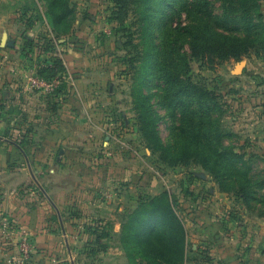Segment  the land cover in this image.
<instances>
[{
  "label": "rangeland",
  "instance_id": "obj_1",
  "mask_svg": "<svg viewBox=\"0 0 264 264\" xmlns=\"http://www.w3.org/2000/svg\"><path fill=\"white\" fill-rule=\"evenodd\" d=\"M68 1L64 93L44 95L75 143L62 213L94 215L109 264H208L210 216L264 205V0Z\"/></svg>",
  "mask_w": 264,
  "mask_h": 264
},
{
  "label": "crops",
  "instance_id": "obj_2",
  "mask_svg": "<svg viewBox=\"0 0 264 264\" xmlns=\"http://www.w3.org/2000/svg\"><path fill=\"white\" fill-rule=\"evenodd\" d=\"M71 7L73 30L79 28V6ZM49 12L46 0H0V217L30 234L35 252L31 264H109L110 252L100 253L89 244L92 234L87 230L95 221L89 217L94 215L62 213L68 204L58 180L73 166L66 164L74 157L69 149L75 143L67 138L62 116L57 124L45 122L46 97L26 84L28 70L55 60L64 63L69 41L55 35ZM255 109L256 123L263 126L264 103ZM41 126L44 134L36 136ZM51 182L57 185L54 191ZM218 216L221 222L208 230V264H264V214L246 216L242 211L210 218ZM6 251L0 237V264Z\"/></svg>",
  "mask_w": 264,
  "mask_h": 264
},
{
  "label": "built area",
  "instance_id": "obj_3",
  "mask_svg": "<svg viewBox=\"0 0 264 264\" xmlns=\"http://www.w3.org/2000/svg\"><path fill=\"white\" fill-rule=\"evenodd\" d=\"M27 86L43 95H54L61 87L62 77L46 80L37 75L36 70L25 73ZM0 237L7 249L5 262L1 264H31L34 246L28 231L17 227L6 216L0 217Z\"/></svg>",
  "mask_w": 264,
  "mask_h": 264
},
{
  "label": "trees",
  "instance_id": "obj_4",
  "mask_svg": "<svg viewBox=\"0 0 264 264\" xmlns=\"http://www.w3.org/2000/svg\"><path fill=\"white\" fill-rule=\"evenodd\" d=\"M47 4H48V9H49V13L48 16L50 17V21L54 22L53 26H54V33L57 37L64 35V33L66 31H68L69 28H71V21L74 17V9L71 7V5H69V1L68 0H46ZM61 61L55 60L53 61L50 65H46L43 67H39L36 69L37 75L46 79V80H52L55 79L57 77H62V72H63V68L61 67ZM62 87H60L57 92L54 94V96H58V94L60 93ZM50 95H48L49 97ZM260 207H262L260 209V211L258 212L259 214H264V205L261 206V204L259 205ZM259 207V208H260ZM169 214H171V212L169 211V207H165V209ZM158 215L167 220L170 221L171 218L169 216H165L164 214H159ZM172 215V214H171ZM173 216V215H172ZM146 218H143L141 216L138 217V224H140V226H142L140 228V232H136L134 235V238H136V240L139 241L140 239V254L142 253L143 250V237H144V232H143V226L145 225V221ZM175 223H177V227L180 230V234L178 236L179 240H182V238L184 237V227L183 225L178 222L177 219H172ZM11 221V219H10ZM13 223V222H12ZM14 224V223H13ZM15 225V224H14ZM17 226V225H16ZM88 231H90L91 234L95 233V229H93L92 227H90L88 229ZM145 231V230H144ZM146 235V234H145ZM101 236H97V238L95 239V242L97 243L98 240H100ZM102 251L106 250V247L100 246L99 248ZM140 264H149L147 261L143 262V258H141ZM32 262V261H31Z\"/></svg>",
  "mask_w": 264,
  "mask_h": 264
},
{
  "label": "water",
  "instance_id": "obj_5",
  "mask_svg": "<svg viewBox=\"0 0 264 264\" xmlns=\"http://www.w3.org/2000/svg\"><path fill=\"white\" fill-rule=\"evenodd\" d=\"M6 40V36L3 38V42ZM40 189L42 190V188L40 187ZM43 191V190H42ZM44 194L46 195V193L44 192ZM46 197L48 198V200H50L49 199V197L46 195ZM57 209V208H56Z\"/></svg>",
  "mask_w": 264,
  "mask_h": 264
}]
</instances>
